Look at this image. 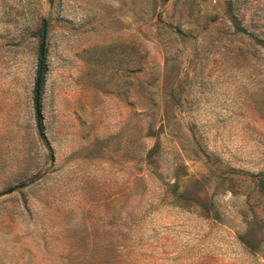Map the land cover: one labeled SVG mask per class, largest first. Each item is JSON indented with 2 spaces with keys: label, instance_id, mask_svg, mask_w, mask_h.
Returning <instances> with one entry per match:
<instances>
[{
  "label": "rangeland",
  "instance_id": "374dc122",
  "mask_svg": "<svg viewBox=\"0 0 264 264\" xmlns=\"http://www.w3.org/2000/svg\"><path fill=\"white\" fill-rule=\"evenodd\" d=\"M0 264H264V0H0Z\"/></svg>",
  "mask_w": 264,
  "mask_h": 264
},
{
  "label": "water",
  "instance_id": "95a60500",
  "mask_svg": "<svg viewBox=\"0 0 264 264\" xmlns=\"http://www.w3.org/2000/svg\"><path fill=\"white\" fill-rule=\"evenodd\" d=\"M43 58H44V22H42V25H41L39 52H38V63H37L36 78H35V90H34L35 107L37 106V97H38V92H39V84H40V80H41Z\"/></svg>",
  "mask_w": 264,
  "mask_h": 264
}]
</instances>
